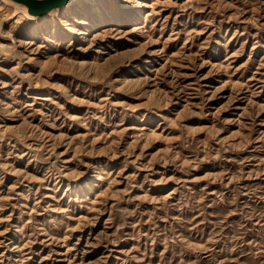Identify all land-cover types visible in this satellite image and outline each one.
I'll list each match as a JSON object with an SVG mask.
<instances>
[{"label": "rangeland", "instance_id": "obj_1", "mask_svg": "<svg viewBox=\"0 0 264 264\" xmlns=\"http://www.w3.org/2000/svg\"><path fill=\"white\" fill-rule=\"evenodd\" d=\"M73 3L0 1V264H264V0Z\"/></svg>", "mask_w": 264, "mask_h": 264}, {"label": "water", "instance_id": "obj_2", "mask_svg": "<svg viewBox=\"0 0 264 264\" xmlns=\"http://www.w3.org/2000/svg\"><path fill=\"white\" fill-rule=\"evenodd\" d=\"M12 2L23 5L31 16H41L47 11L61 7L70 0H11Z\"/></svg>", "mask_w": 264, "mask_h": 264}, {"label": "bare ground", "instance_id": "obj_3", "mask_svg": "<svg viewBox=\"0 0 264 264\" xmlns=\"http://www.w3.org/2000/svg\"><path fill=\"white\" fill-rule=\"evenodd\" d=\"M0 1H2V2H4V3H6L7 5H11L12 7H16V8H20L21 10L23 9L25 12H26V14L28 15L27 17L28 18H34V19H42V18H44V17H46V16H49V15H51L52 13H55V12H57V11H61V10H64V11H68V9H70V4L72 3V1H74V3H75V0H70L69 2H67L66 4H64L63 6H61V7H56V8H53V9H51V10H49V11H47L46 12V14H44V15H41V16H31V15H29L28 13H27V11H26V8L23 6V5H21V4H18V3H15V2H12L11 0H0ZM78 1H80V3H82V2H84V0H77V2ZM73 3V4H74ZM77 7H79V5H77ZM15 9V8H14ZM19 10V9H18ZM20 10V11H21Z\"/></svg>", "mask_w": 264, "mask_h": 264}]
</instances>
